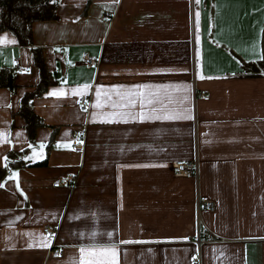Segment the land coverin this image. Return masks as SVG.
<instances>
[{
    "label": "crops",
    "instance_id": "0c3cea01",
    "mask_svg": "<svg viewBox=\"0 0 264 264\" xmlns=\"http://www.w3.org/2000/svg\"><path fill=\"white\" fill-rule=\"evenodd\" d=\"M59 3L32 26L55 79L34 100L35 145L17 114L40 79L33 51L0 32V168L12 149L43 161L50 143L46 165L0 183V264H199V252L200 264H264V73L242 64L264 57V0ZM179 159L197 162L196 179L174 176ZM71 173L76 185L54 187Z\"/></svg>",
    "mask_w": 264,
    "mask_h": 264
},
{
    "label": "trees",
    "instance_id": "16d2710c",
    "mask_svg": "<svg viewBox=\"0 0 264 264\" xmlns=\"http://www.w3.org/2000/svg\"><path fill=\"white\" fill-rule=\"evenodd\" d=\"M59 0H0V32L9 31L17 36V41L21 46L32 48L33 59L40 74L39 82L36 89L26 93L21 99V108L17 114L25 119V130L28 133L29 143L35 145V136L37 128L45 125V120L39 116L35 110L34 100L45 93L48 86L55 83L52 73L46 68L43 58V50L33 45L34 34L32 26L38 21H46L57 19V9ZM244 69L249 71L251 75H259L264 73V57L255 62L242 63ZM6 72V71H5ZM1 72L0 83L3 85L7 78L6 73ZM14 115V114H13ZM50 143L45 148L43 161L30 163L29 165L43 166L48 162V149ZM23 151L10 150L7 154V163L0 168V183L11 169L29 166L24 160Z\"/></svg>",
    "mask_w": 264,
    "mask_h": 264
},
{
    "label": "built area",
    "instance_id": "2783aa9c",
    "mask_svg": "<svg viewBox=\"0 0 264 264\" xmlns=\"http://www.w3.org/2000/svg\"><path fill=\"white\" fill-rule=\"evenodd\" d=\"M102 16L106 19L111 18V15L108 12H104ZM84 60L83 64L87 67H96L98 63H100V58L96 56H92L90 54H85L84 55ZM195 95L201 98L202 100H209L210 95L206 93L205 89L199 88L196 92ZM79 100V108L81 112H87L89 105H90V100L85 97V96H80L78 98ZM82 132L81 134H76L73 142H74V148L78 152H82L84 150L85 144H84V136ZM79 141V142H78ZM172 166V173L174 176L181 177V178H195L197 177V171H198V165L195 160H175L174 162L171 163ZM78 173H71L66 176H63L62 178L58 179L57 182L55 181L53 183L54 187H61V186H74L76 185ZM198 206L207 208V209H214V201L210 199L209 196H203L201 199L198 200ZM55 232H57V227L55 226H45L44 229V234L48 235L49 237H52ZM49 254L53 257H59L61 256V250L59 248L51 249L49 251ZM193 259L195 262L200 264V252L196 253L193 256Z\"/></svg>",
    "mask_w": 264,
    "mask_h": 264
},
{
    "label": "snow or ice",
    "instance_id": "6c2138e0",
    "mask_svg": "<svg viewBox=\"0 0 264 264\" xmlns=\"http://www.w3.org/2000/svg\"><path fill=\"white\" fill-rule=\"evenodd\" d=\"M2 42V41H0ZM83 90H78L74 94H82ZM51 95L53 96H62L64 93L62 91L60 92H53ZM99 107V105H97ZM6 139V138H5ZM79 142V141H78ZM41 148H43V145H41ZM42 153H37L36 155H41ZM16 174H13V177H15ZM0 187H3V184H0ZM44 247H47V243L43 245ZM97 251H99L100 254L108 255L112 257L113 262L115 261L116 257V250L115 249H101V250H94V249H80V252L83 257H93L97 255ZM86 264H90V262H86Z\"/></svg>",
    "mask_w": 264,
    "mask_h": 264
}]
</instances>
